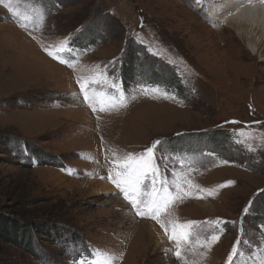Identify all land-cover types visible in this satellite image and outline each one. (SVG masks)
I'll list each match as a JSON object with an SVG mask.
<instances>
[{
	"label": "rangeland",
	"instance_id": "rangeland-1",
	"mask_svg": "<svg viewBox=\"0 0 264 264\" xmlns=\"http://www.w3.org/2000/svg\"><path fill=\"white\" fill-rule=\"evenodd\" d=\"M198 1L11 0L32 18L22 28L0 0V219L20 231L0 236V264H80L81 254L99 264H226L238 239L235 264H261L264 43L252 56ZM65 40L71 66L48 55ZM38 54L47 61L40 76L25 69L24 57ZM81 83L103 92L96 111L81 102ZM120 93L123 106L108 107ZM157 140L165 151L155 152V187L175 194L181 183L160 216L168 234L132 214L110 178L119 157ZM152 189L149 174L141 190ZM249 201L255 211L243 215ZM217 218L228 223L210 249L175 257L168 221Z\"/></svg>",
	"mask_w": 264,
	"mask_h": 264
},
{
	"label": "snow or ice",
	"instance_id": "snow-or-ice-1",
	"mask_svg": "<svg viewBox=\"0 0 264 264\" xmlns=\"http://www.w3.org/2000/svg\"><path fill=\"white\" fill-rule=\"evenodd\" d=\"M264 2V0H261ZM9 11L12 13L13 17L19 18V26L22 28H27L32 21L31 16L29 15H21L15 8H13L11 0L5 5ZM44 20L43 13H40L38 18V26ZM67 41L61 42L60 46L57 47L55 53L53 51H48L49 56H53V58L60 59L61 63H69L71 66V61H65L61 54L67 51L66 48ZM79 82V81H78ZM81 90L83 92L84 101L90 106L93 107V110L97 109L94 107L95 103H100L103 105L105 101L100 98L98 95L94 94L90 96L88 94V85L86 83H81ZM112 87L116 89L119 93V88L113 83ZM143 91L147 92L149 89L145 86L142 88ZM152 91H159L158 88L151 89ZM124 97L123 94L120 93L119 98L113 95L108 97L107 104L110 108H115L118 106H123ZM100 111H104L105 108L102 106ZM235 123V122H233ZM240 136L249 135L248 133L241 132ZM237 143H244L242 140H237ZM164 141L157 140L151 146L147 147L144 152L138 153L136 155L128 154L124 157H119L118 161H122L120 163V168L122 170L116 171L114 176H110L112 182L116 185L118 189L124 194L125 199L129 200L132 204L135 213L140 216H149L153 220H156L157 223L160 224L161 228L165 229L166 234H168L169 229L165 226V222L160 219L161 213L164 212L169 206L177 199H180V189L181 183L174 182V188L176 189L175 194L172 191H169L167 187H155L156 178L159 176V169L155 163V152L161 151L164 152L163 149ZM158 146H160L158 148ZM251 150V149H250ZM163 158H167V156H162ZM227 161H225L226 163ZM149 174L152 176L153 189L151 193L141 190L142 182L148 178ZM166 181L161 180V184H165ZM234 183L233 181H227L225 184L218 185L217 187H226L230 184ZM264 191V190H261ZM253 211H255L253 207V202L249 201L248 205L244 207L242 210L243 215H249ZM171 226V233L168 235L169 240L175 241L176 249L174 251V255L177 259L183 260L182 256V248L188 249L190 247H203L206 249H210L211 245L215 244L219 239L220 235L223 233L224 229L217 227L222 223H228L226 221H221L220 219H216L211 222H198V221H186L183 223H175L172 221H168ZM235 223V222H233ZM207 228L209 231L205 234L204 229ZM241 231H243V227L241 225ZM242 241L238 239L236 243L233 245L231 249V253L227 257L226 264H235L234 257L240 256V250L238 245H240ZM99 255V253H96ZM106 255V254H105ZM80 264H99V261H91L89 262L86 258L82 257ZM105 264H112V257H107ZM186 264V262H185ZM261 264H264V259L261 260Z\"/></svg>",
	"mask_w": 264,
	"mask_h": 264
},
{
	"label": "bare ground",
	"instance_id": "bare-ground-1",
	"mask_svg": "<svg viewBox=\"0 0 264 264\" xmlns=\"http://www.w3.org/2000/svg\"><path fill=\"white\" fill-rule=\"evenodd\" d=\"M203 1L207 6L206 12L217 24L229 25L233 31L238 33L240 39L247 42L249 46V50L247 51L252 56L259 52L260 44L264 43V2H261V0ZM207 32L213 35L216 34L213 31L207 30ZM24 58L27 60L25 69L28 71H35L39 76L47 71L45 67V64H47L45 62L47 61L41 55L38 54L33 57ZM204 205L199 204L198 207L204 209Z\"/></svg>",
	"mask_w": 264,
	"mask_h": 264
},
{
	"label": "trees",
	"instance_id": "trees-1",
	"mask_svg": "<svg viewBox=\"0 0 264 264\" xmlns=\"http://www.w3.org/2000/svg\"><path fill=\"white\" fill-rule=\"evenodd\" d=\"M87 42H90V41H87ZM124 71H125V69H124ZM133 71H134L133 69L130 70L129 68H126L125 73L128 75L129 78H131V77H133V74H134ZM165 78H166V76H165ZM153 80H155V78ZM18 229L19 228L16 224H13V226H11L9 223H6L0 219V236L1 237L11 236V235L12 236L14 235L15 237H17V236H19V232H20V231L18 232Z\"/></svg>",
	"mask_w": 264,
	"mask_h": 264
}]
</instances>
